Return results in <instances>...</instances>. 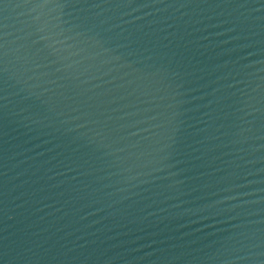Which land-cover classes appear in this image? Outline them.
<instances>
[{
  "label": "water",
  "instance_id": "water-1",
  "mask_svg": "<svg viewBox=\"0 0 264 264\" xmlns=\"http://www.w3.org/2000/svg\"><path fill=\"white\" fill-rule=\"evenodd\" d=\"M0 264H264V0H0Z\"/></svg>",
  "mask_w": 264,
  "mask_h": 264
}]
</instances>
